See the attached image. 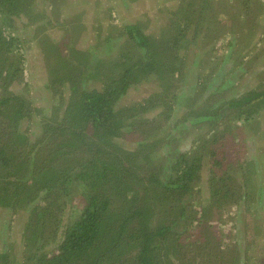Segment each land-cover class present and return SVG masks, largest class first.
<instances>
[{
    "label": "trees",
    "instance_id": "obj_1",
    "mask_svg": "<svg viewBox=\"0 0 264 264\" xmlns=\"http://www.w3.org/2000/svg\"><path fill=\"white\" fill-rule=\"evenodd\" d=\"M19 4L20 0H0L4 21L11 24L22 13ZM192 12L196 17V12ZM4 28L0 24V209L14 212L23 209L29 216L21 234L24 260H16L14 249L9 252L6 248L0 250V264H166L169 258L164 248L174 243L180 249L188 242L185 235L192 238L197 232L201 234L206 207L219 209L243 199L239 195L237 200L233 185L226 182L232 178L235 165L247 172L245 165L253 161L229 159L217 144L232 130L235 118L256 127L260 122L256 116L264 110V106L260 107L264 103V88L228 96L223 111L234 114L224 126L210 128L197 143L190 145L191 150H164L159 156L160 163L157 159L156 163L151 161L148 151L142 157L143 166L136 162L151 144L147 138L136 141L133 149H123L118 140L124 132L136 130L126 121L134 118L138 110L146 111L160 93L131 107L119 108L118 99L152 74L157 80L164 79L157 71L167 73L169 79L180 75L184 65L177 63V50L188 27L175 24L169 29L170 35L164 33L166 36L156 38L144 33L138 23L125 25L120 32L126 37L124 46L128 45L131 52L122 53L108 64L113 70L105 77L99 76L103 80L101 87L76 90L73 83L66 100L59 98L61 104L55 109L43 110L33 107L23 93L12 88L16 81L22 80L24 56L19 50L22 40L6 34ZM120 44L119 35H108L102 52L108 56ZM159 46L164 53L157 50ZM99 55L95 48L92 56L80 63H87L89 70L102 69L106 62L102 63ZM76 56L74 53L73 58ZM69 64L73 66L70 59L61 61L62 67ZM58 68L49 69L47 86L53 94L69 78L63 76L60 65ZM203 81L201 77L206 89L223 90L231 84L230 79L222 84L218 80ZM183 94L179 97L183 98ZM38 112L40 131L33 141L27 129H23L22 121ZM178 133L174 131L167 141L174 140ZM204 168L207 170L204 187L209 198L199 204L203 206L201 212L197 211L198 204H191L196 216L180 226L188 214L184 197L199 190ZM241 186L248 187V182ZM75 191L80 196L71 200L73 218L62 222L58 218L63 212L56 217L52 214L53 207L60 206L63 211ZM263 193V186L259 185L257 200ZM41 194L43 197L35 203L34 198ZM114 198L120 201L118 211H114ZM154 216H158L155 224ZM51 222L53 231L45 235ZM195 222L199 225L196 230Z\"/></svg>",
    "mask_w": 264,
    "mask_h": 264
},
{
    "label": "rangeland",
    "instance_id": "obj_2",
    "mask_svg": "<svg viewBox=\"0 0 264 264\" xmlns=\"http://www.w3.org/2000/svg\"><path fill=\"white\" fill-rule=\"evenodd\" d=\"M19 5L22 13L14 17L11 24L0 14L4 32L22 40L19 47L24 56L22 80L16 81L12 88L23 93L39 110L55 109L61 104L59 98H68L67 91L73 83L76 90L100 88L103 80L99 76L105 77L113 70L108 64L114 63L122 53L131 52L128 45L123 44L126 37L121 36L125 25L138 23L144 33L156 38H161L164 33L170 35L169 29L175 24L188 27L177 50V63L184 65L180 75L169 79L167 73L157 71L164 79L159 81L152 74L148 80L131 86L118 99L119 108L131 107L160 93L146 111L138 110L134 118L126 121L136 130L124 132L118 139L123 149L136 148V141L142 137L151 141L136 161L142 166L145 164L142 157L147 151L151 161L156 163L157 159L160 163L159 156L166 149L191 150L190 145L197 143L195 141L210 128L224 126L233 116L234 113L223 111L228 96L264 88V0H20ZM114 33L120 36L121 44L107 56L102 52V46L106 37L115 36ZM49 44L56 47L51 48ZM95 48L106 65L102 69L89 70L87 63L80 61L92 56ZM157 50L164 53L160 46ZM73 52L77 55L75 58ZM63 59L67 62L70 59L73 66L62 67ZM59 65L63 76L69 78L65 79L64 86H57L58 93L53 94L47 86L49 69L57 70ZM201 77L205 83L218 80V84H222L230 79L231 84L223 90L206 89ZM181 92L183 98L179 97ZM71 95L73 97L72 92ZM261 106H264L263 102ZM59 111L62 113L61 109ZM39 113H31L29 119L22 121L23 129H27L26 133L33 141L39 136ZM256 118L260 122L253 128L235 118L233 121H237L232 130L217 144L220 152L228 154L229 159L253 161V164L245 165L247 172L235 165L231 170L232 178L226 182L233 185L237 200L239 195H243V199L219 209L206 207L201 234L197 232L192 238L185 235L188 242L180 249H176L174 243L164 248L169 258L166 264H264V193L257 200L258 186L264 189V110ZM261 130V134L257 133ZM174 131L179 132L177 137L168 142ZM206 172L204 168L199 190L184 197L188 214L180 226L196 216L191 204H198L197 211L201 212L203 206L199 204L209 198L204 187ZM245 182L248 187H240ZM78 196L80 194L75 191L64 210L56 205L52 214L58 217L59 212H63L58 218L62 222L72 219L71 200ZM42 197L43 194L36 196L35 203ZM114 200V211H118L120 201ZM28 216L23 209L15 212L0 209V250L7 248L10 252L14 249L16 260L21 262L24 260L21 234ZM157 217L154 216L153 224ZM49 224L45 235L53 231V223ZM194 225V230L198 229L196 222Z\"/></svg>",
    "mask_w": 264,
    "mask_h": 264
}]
</instances>
